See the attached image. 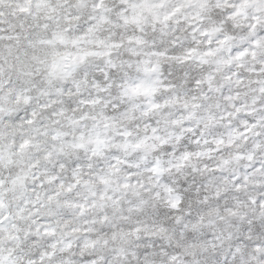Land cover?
<instances>
[{"label": "snow or ice", "instance_id": "snow-or-ice-1", "mask_svg": "<svg viewBox=\"0 0 264 264\" xmlns=\"http://www.w3.org/2000/svg\"><path fill=\"white\" fill-rule=\"evenodd\" d=\"M0 264H264V0H0Z\"/></svg>", "mask_w": 264, "mask_h": 264}]
</instances>
